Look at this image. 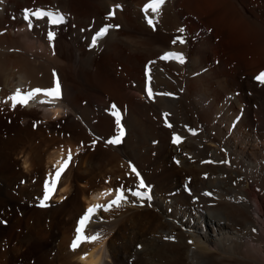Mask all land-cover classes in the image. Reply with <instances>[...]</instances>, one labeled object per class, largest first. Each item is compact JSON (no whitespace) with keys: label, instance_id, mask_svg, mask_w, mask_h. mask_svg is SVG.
<instances>
[{"label":"bare ground","instance_id":"6f19581e","mask_svg":"<svg viewBox=\"0 0 264 264\" xmlns=\"http://www.w3.org/2000/svg\"><path fill=\"white\" fill-rule=\"evenodd\" d=\"M145 3H0V264H264V84L255 79L264 71V0H166L155 27ZM35 8L59 10L65 22L29 29L23 10ZM106 24L119 27L91 46ZM181 35L186 42L173 44ZM168 51L185 63L160 59ZM56 78L59 101L3 103L17 87L48 88ZM113 104L119 145L106 143L117 132ZM68 149L73 163L40 207ZM130 164L151 201L126 193L122 207L98 211L88 232L102 239L73 252L80 216L115 194L99 193L135 190Z\"/></svg>","mask_w":264,"mask_h":264},{"label":"snow or ice","instance_id":"6c2138e0","mask_svg":"<svg viewBox=\"0 0 264 264\" xmlns=\"http://www.w3.org/2000/svg\"><path fill=\"white\" fill-rule=\"evenodd\" d=\"M4 0H0V3H3ZM166 3V0H147V3L144 4L141 11L145 15L146 22L150 25L155 27L156 19L155 17H158L161 14L162 6ZM121 6L116 5L115 9H119ZM115 9L109 13V17L115 15ZM23 19L27 22V26L29 29H31L34 26V23L36 21H42L46 20V23L52 26H60L65 22V14L61 13L59 10H52V9H45V8H35V9H24L23 10ZM113 27H119V25H112V24H106L103 27L99 29V31L96 32V34L92 37V45L95 46L98 39L104 37L111 28ZM180 33H184L185 29L180 28L178 29ZM56 36V31L49 30L47 32V38L49 41H53ZM177 42L184 44L185 38L181 35L178 36L176 39L172 41L173 44H176ZM160 59L163 60H176L180 64L185 63V56L181 52H166ZM55 72L53 73V76L55 77ZM151 77L149 76V80ZM255 79L261 83L264 84V71H261L258 75H256ZM147 93L149 98H151L154 93L151 89V87L147 88ZM38 95L44 96L46 99H42L39 101L41 104L46 103H53L54 101H59L62 99V90H61V83L59 78L54 79L53 85L48 88H31L28 90H22L20 87H17L15 91L9 95L3 103L11 102V107L15 109L17 105L22 107H27L30 103V101H33L36 99ZM163 95H171V93H163ZM111 115L115 118V124L117 127V132L114 136H112L110 139L106 141L107 144L111 145H119L122 142V138L124 136V129L121 124V112L116 107V105L111 106ZM165 118L169 115L168 113L163 114ZM166 125L168 127H172L171 124L167 123ZM190 132H192L193 135L196 134L194 129H189ZM182 137L173 133L172 142L174 144H179L182 141ZM93 144H95V141H93ZM79 149H77L78 151ZM63 152V149H62ZM222 163H227V161H221ZM73 163V151L71 149L67 150L66 157L62 156L60 160H57L56 163L52 166L54 171H50L48 174L47 179L44 181L43 185V197L39 201L40 207H48L49 201L52 199L54 193L57 191V185L61 182L62 176L67 171L69 166ZM179 163V161H177ZM131 172L135 174V176L138 178V183L135 186V190L132 188H127L123 185L116 189H106L105 191L99 193L100 197H108L112 196L113 193L114 196L112 199L108 200L106 204H92L90 205L84 214L80 216L77 226L74 230V237L70 244V249L75 252L77 249H79L82 245L85 244H94L95 242L102 239V232L97 231L95 233L89 234L88 232V226L93 221V218L96 216L97 212L100 210H103L104 212L111 211L113 208H120L124 204L129 202V195L132 197H136L140 202L141 205H143V202L145 200L151 201V188L150 186H147L143 180V178L140 176V173L137 171L135 166L131 165ZM142 189H145L142 191ZM128 193V194H126ZM205 195H212L211 193H205ZM61 199H64L62 197ZM132 203H135L133 201ZM255 231V229L253 230ZM166 239H173V237H166ZM191 243V241H190ZM88 256V253H84L83 256H81V259H84Z\"/></svg>","mask_w":264,"mask_h":264}]
</instances>
